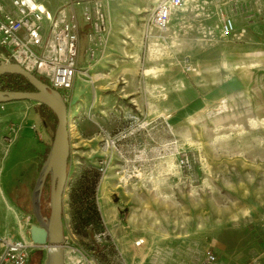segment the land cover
<instances>
[{
    "label": "rangeland",
    "instance_id": "rangeland-1",
    "mask_svg": "<svg viewBox=\"0 0 264 264\" xmlns=\"http://www.w3.org/2000/svg\"><path fill=\"white\" fill-rule=\"evenodd\" d=\"M105 1L73 3L91 29L81 49L89 65L107 57L101 55L113 36ZM161 1L127 5L124 29L116 34L121 50L114 52L127 67L120 77L117 64L103 73L100 82L111 77L114 90L99 95L89 65L79 66L77 18L60 9L79 35L78 68L85 72L68 92L70 125L86 117L96 131L90 146L71 153L66 243L72 248L75 243L97 264H199L207 251L215 252L220 264H264V0H184L165 29L154 21ZM12 2L6 1L9 10ZM98 3L108 18L102 45H94L100 38ZM225 19L232 20V33L224 32ZM81 83L88 84V92L71 97ZM40 128L39 138L52 146L56 128ZM38 146L35 138H23L5 169V184L21 174L12 163L28 160ZM89 169L100 173L97 190L108 170L117 174L126 223L115 233L101 217L86 229L75 225L74 187H82ZM49 202L43 203L44 212H50ZM25 207L32 211L31 203ZM14 209L16 226L6 231L29 237L34 217ZM140 233L148 235L146 241ZM116 237L126 241L119 244ZM29 264H45V257L33 256Z\"/></svg>",
    "mask_w": 264,
    "mask_h": 264
},
{
    "label": "crops",
    "instance_id": "crops-1",
    "mask_svg": "<svg viewBox=\"0 0 264 264\" xmlns=\"http://www.w3.org/2000/svg\"><path fill=\"white\" fill-rule=\"evenodd\" d=\"M4 4L7 11L9 10V6L7 7L6 1L1 0ZM38 5L42 8L46 9L47 11L51 12L52 14H56L60 9L66 8V11L70 14L72 19L77 18V27L80 35V57H79V66L81 68L87 67L90 63L87 55L84 57L81 56V49L82 46L85 45V49L88 43V34L90 32V26L87 25L84 17V12L81 15L77 13V7L74 6L73 0H43V1H36ZM132 0H106V4H110L109 12L111 17V28L113 31V36L111 37V42L105 45L103 48V52L101 55L107 56L102 60L94 61L93 65H89V70L91 71L92 78H97L98 83L100 86L98 87L97 95L101 92L99 90H105L111 88L114 90L113 79L109 77V81L100 82V79L103 73H108L110 68L114 67L117 64L118 67V76H123L120 71L122 67H127V64H121L120 61L116 60V50H121V43L117 44L116 41V34L117 31H121L124 29L123 21L127 19L128 15L126 13L127 5L131 3ZM134 2H143V0H133ZM208 2H212V0H208ZM107 6V5H106ZM116 6V7H115ZM82 7V6H80ZM116 8L118 10H116ZM83 10H85L82 7ZM82 10V11H83ZM122 10V11H121ZM123 12L122 16H119L117 12ZM78 21L81 25H78ZM117 21V22H116ZM125 25V24H124ZM126 28V26H125ZM48 29L44 32V36H48ZM126 30V29H125ZM126 34V31H124ZM108 43V41H107ZM123 49V48H122ZM100 56V57H101ZM87 57V58H86ZM99 59V58H98ZM87 65V66H86ZM117 73V72H116ZM114 74L113 72L109 75ZM79 80V79H78ZM78 80H76L75 84L77 86ZM109 83L110 87H107ZM88 92V84L81 83L80 87L74 90L71 95H74V98H82ZM96 93V92H95ZM37 106H40L39 103L33 101H13L8 103H0V241L3 239H11V240H22V239H29L30 237L25 236L20 237L19 239L13 235V233L6 231L9 227H15L16 223L14 220V211L16 209H21L24 214L33 215V211L28 212L26 210L25 205L27 203H31L32 191L37 181L39 172L43 166L45 152L47 150L49 144L47 141H43L39 138V127H43V129H49L48 126L45 125L44 120L40 114V107L37 109ZM70 120V118H69ZM94 123L90 121L86 117H76L74 119V126L71 128L70 121H69V129H70V142H71V153L78 152L81 149V146L87 144L90 146L89 143L92 139L95 138L96 131L94 130ZM40 128V129H41ZM33 137L38 142V149L33 150V153L29 157L28 160L22 161L18 160L16 163H12V169L19 170L21 172L19 177L11 178L8 184H5L4 181V173L5 169L8 166L9 162L13 157L14 150L17 149L18 145L21 143L23 138L25 137ZM47 146V147H46ZM46 147V149H45ZM45 149V150H44ZM92 151V152H91ZM88 158L91 157V154L95 151V148L92 147V150ZM71 160V156H70ZM13 170V173H14ZM13 175V174H12ZM117 174L115 171H107V173L101 178L100 184L97 190V204L100 213V217L104 223V226L107 229H112L115 233V230L122 228L121 226L124 225L126 222L122 219L121 215V206L120 204L122 201H119L118 193L121 191L119 189V185L116 182ZM142 202V200H140ZM140 202V203H141ZM124 204V203H123ZM128 204V203H126ZM139 205V204H138ZM32 208V203H31ZM136 210V207H134ZM142 210V209H141ZM20 211V210H19ZM25 214V215H26ZM127 221V220H125ZM142 223V222H141ZM9 232V233H8ZM146 236H143L140 233V238L146 241ZM130 238V237H128ZM136 238H134L135 240ZM117 240L119 244H123L125 239L117 238L113 239ZM130 241L133 240L132 238L129 239ZM143 240V241H144ZM122 241V242H121ZM74 248H78L77 245L74 243ZM74 248L68 247L66 249V263L74 260L76 257V251ZM2 249L0 245V255ZM72 254V255H71ZM204 257V256H203ZM202 260V259H201Z\"/></svg>",
    "mask_w": 264,
    "mask_h": 264
},
{
    "label": "built area",
    "instance_id": "built-area-1",
    "mask_svg": "<svg viewBox=\"0 0 264 264\" xmlns=\"http://www.w3.org/2000/svg\"><path fill=\"white\" fill-rule=\"evenodd\" d=\"M94 0H73L75 4H86ZM184 0H162L154 16L155 24L165 29L173 9L183 5ZM13 10L7 11L0 0V62L17 63L25 70L36 74L61 93L67 102L68 92L73 90L79 75V35L73 29L67 13L60 10L55 15L43 9L34 0H13ZM98 22L95 33L100 37L94 45L106 41L108 18L97 6ZM224 32L232 33V20L225 19ZM48 29V36L44 32ZM91 36V35H90ZM92 37V36H91ZM102 52V51H101ZM95 57L94 47L89 49ZM72 97V95H71ZM103 172L104 169H102ZM0 264H29L32 253L38 248L30 238L25 240L3 239L0 241ZM66 249L69 247L66 243ZM76 259L69 264H97L91 262L84 251L74 248ZM68 264V263H66ZM199 264H220L213 251H207Z\"/></svg>",
    "mask_w": 264,
    "mask_h": 264
},
{
    "label": "water",
    "instance_id": "water-1",
    "mask_svg": "<svg viewBox=\"0 0 264 264\" xmlns=\"http://www.w3.org/2000/svg\"><path fill=\"white\" fill-rule=\"evenodd\" d=\"M4 75L25 77L35 91L0 90V103L25 100L37 102L51 109L57 118L54 141L32 191L31 203L36 224L32 225L29 237L34 246L45 250V264H66L64 193L71 156L68 104L60 91L53 89L41 77L17 63L0 62V76ZM48 180L50 212L46 217L43 214L42 198Z\"/></svg>",
    "mask_w": 264,
    "mask_h": 264
},
{
    "label": "trees",
    "instance_id": "trees-1",
    "mask_svg": "<svg viewBox=\"0 0 264 264\" xmlns=\"http://www.w3.org/2000/svg\"><path fill=\"white\" fill-rule=\"evenodd\" d=\"M45 82L49 84L47 81ZM0 90L1 91H11V92L35 91V89L29 83V81L21 75L0 76ZM40 114L46 126L56 128L57 118L51 109H49L45 105H40ZM50 148L51 147H48L45 152L44 162L49 154ZM81 178L83 181L81 183L82 187H79V185L74 187V200H75L74 203H76V205L77 203H79V206L75 210L76 220L74 221H75V225L79 226L78 228H82L86 226L85 227L86 229L88 225L100 223L101 221L99 209H98L97 202H96L97 183L100 179V173L97 169H89L85 171V173L83 174ZM49 191H50V181L48 180L46 183L45 191H44L43 198H42V207H43V203L49 201L50 199V195L48 194ZM49 210H50V207H49ZM45 212H46V209H45ZM45 212H44V215L48 217L49 213L46 212L45 214ZM33 253L31 257L37 256L38 260L40 261H42V259L45 257L44 250L40 249L34 255Z\"/></svg>",
    "mask_w": 264,
    "mask_h": 264
},
{
    "label": "flooded vegetation",
    "instance_id": "flooded-vegetation-1",
    "mask_svg": "<svg viewBox=\"0 0 264 264\" xmlns=\"http://www.w3.org/2000/svg\"><path fill=\"white\" fill-rule=\"evenodd\" d=\"M43 209V208H42ZM43 214H44V211H43ZM45 216V215H44ZM34 220H35V218H34ZM34 224H36V221L34 222ZM39 249H41V248H39ZM42 250V249H41Z\"/></svg>",
    "mask_w": 264,
    "mask_h": 264
},
{
    "label": "bare ground",
    "instance_id": "bare-ground-1",
    "mask_svg": "<svg viewBox=\"0 0 264 264\" xmlns=\"http://www.w3.org/2000/svg\"><path fill=\"white\" fill-rule=\"evenodd\" d=\"M124 234H122V236H123ZM123 237H125V236H123ZM122 240V239H121ZM122 242V241H121ZM66 245V244H65Z\"/></svg>",
    "mask_w": 264,
    "mask_h": 264
}]
</instances>
